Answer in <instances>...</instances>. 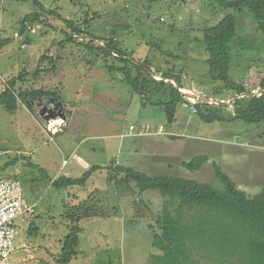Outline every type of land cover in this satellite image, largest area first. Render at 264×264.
Returning a JSON list of instances; mask_svg holds the SVG:
<instances>
[{
	"label": "rangeland",
	"instance_id": "rangeland-1",
	"mask_svg": "<svg viewBox=\"0 0 264 264\" xmlns=\"http://www.w3.org/2000/svg\"><path fill=\"white\" fill-rule=\"evenodd\" d=\"M39 1L45 12L33 1L0 0V94L11 82L16 92L50 93L27 103L19 101L13 113L0 106V180L17 178L24 202L35 206V214L16 221L12 264H58L64 238L73 227L68 211L90 198L101 214L79 223L80 244L72 264H155L154 256L161 252L153 247L150 228L167 198L140 193L134 182L119 184L126 178L117 168L152 178L163 175L208 183L223 191L224 184L215 177L218 165L246 195H264V121L227 120L238 97L222 82L209 79L203 50V30L230 11L207 0ZM36 12L41 20L28 23L22 34V21ZM231 13L243 43L234 52L230 76L256 94L264 77V36L248 9ZM65 20L83 34L74 32ZM68 34L78 42L63 44ZM112 37L131 59L171 69L181 75L184 89L225 102L228 111L219 113L227 119L206 123L192 105L180 104L175 121L169 122L163 106L149 104L120 73L107 71L114 60L103 50L78 44L93 41L98 48ZM58 102L65 125L51 135L39 114ZM60 121L58 117L51 124ZM131 125L137 127L135 134L161 125L165 131L160 136H129ZM204 155L210 160L200 170L184 167ZM96 165L101 169L85 185L60 189L52 185L61 177L79 179ZM32 222L38 226L34 235L29 230ZM230 245L228 253L212 251L211 242L205 249L193 246L190 264H247L239 245Z\"/></svg>",
	"mask_w": 264,
	"mask_h": 264
},
{
	"label": "trees",
	"instance_id": "trees-1",
	"mask_svg": "<svg viewBox=\"0 0 264 264\" xmlns=\"http://www.w3.org/2000/svg\"><path fill=\"white\" fill-rule=\"evenodd\" d=\"M17 1H33L38 10L46 11L39 0ZM145 1L157 3L162 0ZM207 1L230 11L215 26L203 30V50L209 66L208 76L213 82H222L224 88L233 92L238 99L232 104L233 115H229L228 119L219 113L222 109L228 111L225 102H222L223 105L198 103L196 104L197 112L206 123L227 119L259 124L264 121V77L260 81L258 93L255 94L250 93L246 85L235 82L230 76L234 52L237 47H240V43H243L242 37H237L236 17L231 12L248 9L258 30L264 36V0ZM50 14L54 13L50 12ZM40 20L37 12L27 15L22 21L21 33L25 32L28 23ZM65 21L78 35L83 34L84 31L72 21ZM67 36V40L62 41L63 44L78 42L76 36L70 34ZM92 42L78 44L103 50L114 60L111 65L106 66L110 74L120 73L123 81L135 93L143 96V99L153 106H163L168 121L171 123L175 121L178 106L185 102L184 96L179 91V87L184 88L180 74L171 69L155 68L147 60L141 63L131 59L120 48L115 37L110 38L105 45L98 48L93 47ZM23 76L20 75V78H24ZM49 94L40 91L16 92L11 82L0 94V106H4L8 112L13 113L17 110L19 101L27 103L31 98ZM202 108L205 110L203 111ZM208 161L209 158L204 155L193 158L183 165L186 169L195 172ZM100 169L101 167L96 165L79 179L61 177L52 185L59 189L77 184L85 185L90 176ZM116 172L123 174L126 178L121 179L119 184L134 182L140 193H157L161 198H167L161 214L155 220V226L150 228L154 234L153 247L161 252V255L154 256L155 264H190L189 252L192 247L205 249L208 242H211L212 251L225 250L227 253V247L232 249L230 244L239 245L247 257V264H264V195L254 197L246 195L218 165H215V177L224 184L223 191L208 183L180 177L162 175V177L152 178L130 168H117ZM94 203V200L90 198L68 211L67 218L73 223V227L64 238L58 264H72V260L77 257L79 234L82 231L79 223L84 218L100 217L101 214L98 216V209ZM191 212L195 213L190 214ZM29 230L33 235L37 234L38 226L32 222ZM228 234L236 235V237L231 238ZM225 235L228 238H224Z\"/></svg>",
	"mask_w": 264,
	"mask_h": 264
},
{
	"label": "built area",
	"instance_id": "built-area-1",
	"mask_svg": "<svg viewBox=\"0 0 264 264\" xmlns=\"http://www.w3.org/2000/svg\"><path fill=\"white\" fill-rule=\"evenodd\" d=\"M180 93L184 96V107H190L194 113H197L196 104L206 101L208 104H214L213 99L199 95L194 90H186L179 87ZM200 97V100H197ZM51 119L46 123V128L51 135H57L61 132L65 125V120L61 124L52 125ZM60 120V119H58ZM56 120V121H58ZM137 127L131 125L129 128V136H160L164 133L163 125L159 126L155 131L146 133L141 131L135 134ZM52 139V138H51ZM35 214V206L24 202L22 186L17 178H7L0 180V264H12L11 257L16 251V236L18 235V225L16 221L20 218Z\"/></svg>",
	"mask_w": 264,
	"mask_h": 264
},
{
	"label": "water",
	"instance_id": "water-1",
	"mask_svg": "<svg viewBox=\"0 0 264 264\" xmlns=\"http://www.w3.org/2000/svg\"><path fill=\"white\" fill-rule=\"evenodd\" d=\"M209 99H213V98H209ZM213 100H214L215 104L223 105L222 102L217 101L215 99H213ZM54 101H56V100L54 99ZM55 111L57 113H55ZM47 112H49L48 115H47ZM39 116L41 118H44L46 122H48L51 119H56L58 117L63 119V120H66V115H65V113H63V109H62V104L61 103L59 104V102L56 105L53 103L52 106L48 109L41 110V113L39 114Z\"/></svg>",
	"mask_w": 264,
	"mask_h": 264
},
{
	"label": "crops",
	"instance_id": "crops-1",
	"mask_svg": "<svg viewBox=\"0 0 264 264\" xmlns=\"http://www.w3.org/2000/svg\"><path fill=\"white\" fill-rule=\"evenodd\" d=\"M210 160V159H209ZM232 180V179H231ZM234 184H236V183H234ZM249 185H251V184H249ZM237 186V185H236ZM238 187V186H237ZM238 189L240 190V191H242V192H246V190H244V189H241L240 187H238ZM248 189H250V188H248ZM246 194V193H245Z\"/></svg>",
	"mask_w": 264,
	"mask_h": 264
},
{
	"label": "clouds",
	"instance_id": "clouds-1",
	"mask_svg": "<svg viewBox=\"0 0 264 264\" xmlns=\"http://www.w3.org/2000/svg\"><path fill=\"white\" fill-rule=\"evenodd\" d=\"M156 80L159 79V78H155Z\"/></svg>",
	"mask_w": 264,
	"mask_h": 264
},
{
	"label": "bare ground",
	"instance_id": "bare-ground-1",
	"mask_svg": "<svg viewBox=\"0 0 264 264\" xmlns=\"http://www.w3.org/2000/svg\"><path fill=\"white\" fill-rule=\"evenodd\" d=\"M58 123V122H57ZM60 123H61V121H60Z\"/></svg>",
	"mask_w": 264,
	"mask_h": 264
}]
</instances>
